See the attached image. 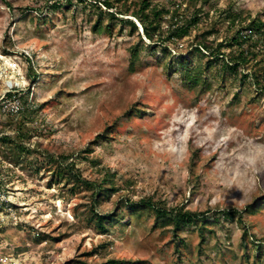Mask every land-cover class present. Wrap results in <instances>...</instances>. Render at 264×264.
Here are the masks:
<instances>
[{"label": "rangeland", "instance_id": "1", "mask_svg": "<svg viewBox=\"0 0 264 264\" xmlns=\"http://www.w3.org/2000/svg\"><path fill=\"white\" fill-rule=\"evenodd\" d=\"M84 1L59 0V9L50 10L51 0H0V78L18 84L20 95L28 93L32 113L20 126L19 116H0V138L14 140L21 150L17 161L16 152L9 155L10 164L0 156L2 185L21 208L18 224L0 228V264H68L99 245L104 248L88 260L264 264V205L254 216L242 215L244 240L237 217L215 216L207 222L204 244L199 231L189 227L180 234L177 254L168 229H155L145 212L126 217L106 235L77 221L72 208L80 204L79 216L87 208L50 181L54 165L46 157L67 156L83 179L102 178L104 171L98 175L81 151L115 122L111 138L100 140L88 158H100L116 187L134 201L149 198L165 208L185 204L191 211L215 213L243 210L264 195L263 93L240 77L221 78L215 71L204 74L206 85L190 90L176 65L181 59L205 63L190 50L204 32L213 33L209 39L216 42L229 35L217 20L230 5L242 18L264 21V0H151L180 14L174 20L179 25L193 10L202 11L188 36L161 44L168 46L165 52L145 38L133 18L134 35L127 28L120 33L114 20L108 35L109 19L97 21L99 11L90 6L97 3L104 13L102 0ZM136 45L138 62L130 72ZM28 66L36 74L34 84ZM0 90L2 95L3 86ZM0 150L10 151L9 144L0 141ZM37 232L57 240L36 242ZM255 241L263 251L257 260Z\"/></svg>", "mask_w": 264, "mask_h": 264}, {"label": "trees", "instance_id": "2", "mask_svg": "<svg viewBox=\"0 0 264 264\" xmlns=\"http://www.w3.org/2000/svg\"><path fill=\"white\" fill-rule=\"evenodd\" d=\"M50 10L59 9V0H51ZM65 3L70 5L73 0H64ZM80 3H84V0H78ZM101 5L105 8L106 12H102L99 9L97 3H90L91 7H94L98 12L97 21L105 15L109 19V24L105 26L104 30L108 35L112 33L113 20L119 24V32L121 33L124 28L128 29L129 35H134L137 32L135 23L138 22L139 26L145 36L153 44H172L173 41L181 40L188 36L189 30L196 27L201 19L202 11L200 9L193 10L188 16L184 17L185 23L175 22L174 20L179 17L178 13H169L165 6L157 3H152L151 0H138L131 5L129 0H102ZM231 5L229 10L222 11L219 14L217 22L220 25H227L228 36H225L221 42L210 40L209 37L213 34L210 32H204V34L197 35L195 39V45L190 50L192 53L198 55L199 58H204V64L192 63L188 59H181L177 62V66L181 76L182 84L190 89L197 90L199 86H204L208 82L204 78L205 73L215 71L221 78L226 74L240 77L241 82L247 81L248 84L255 86L264 95V21L261 18H254L252 20L242 18L240 14L233 11ZM114 10V11H113ZM168 17V18H167ZM133 18L136 20L134 23ZM167 25V30H162V25ZM95 29V26L93 27ZM217 34V32H214ZM166 45V44H165ZM161 45L163 51H167L168 46ZM129 71L133 72L135 64L138 62V46H133L130 50L129 57ZM248 66L250 68L247 70ZM166 67V65H164ZM27 77L32 76L31 84L35 83L36 74L28 66ZM22 105V111L18 115L21 120H17L16 123L20 126L27 119L28 113L32 114L27 109L28 93L22 95H15ZM11 97V95H9ZM139 112V111H138ZM129 115V113H128ZM142 115V112L139 113ZM116 127L114 122L108 125L104 130L96 135L94 139L88 142L84 150L81 151L83 159L88 161L90 165L95 168L98 175L103 172V177H97L93 180H86L81 177V174L76 171L74 163H68L67 156H60L54 158L53 156H46L49 165H54V168L50 172V181L53 184L61 185L60 190L69 192L71 196H76L81 201L83 206L87 208V214L79 216L81 206H74L72 208L73 216L77 221L83 222L86 226L92 228L99 235H106L110 232V228L116 225H124L130 215H139L145 212L147 215L153 217V227L155 229H168L170 232L171 240L176 248L175 252L180 254L179 247L182 244L180 234L193 227L199 231L200 245L205 242L204 231L207 228V222L210 218L220 216L226 221H232L237 217V222L243 227L241 238L244 240L247 237L248 232L242 221V215L254 216L258 213L259 208L264 205V195L258 197L257 200L248 204L243 210H237L235 208H223L215 210L206 209L202 211H191L185 208V204L175 206L171 208H165L161 203H156L149 198H141L137 201L132 200L131 195L127 192L116 187V183L113 182L114 174L104 170L101 166L100 158H88L94 153V146L100 140H108L111 138V131ZM3 143L9 144L10 151L0 150V156L2 159L10 164L12 162L9 155L12 152H16V161L21 156L19 145L11 139L0 138ZM195 154L191 155L189 169L193 168V160ZM9 161V162H8ZM1 174V173H0ZM128 187L131 186L127 183ZM3 186V185H2ZM110 203V208H105V205ZM36 242L47 241L54 242L57 240L53 238L51 234L46 232L36 233ZM261 242H252L254 247H257L259 254H256L255 260L259 255L262 256ZM104 245L94 247L91 251L76 256L74 259L67 262L68 264H133L125 260L108 259L101 263H95L92 260H88V257H92L97 254L99 249H103ZM258 255V256H257ZM245 258L248 257L245 255Z\"/></svg>", "mask_w": 264, "mask_h": 264}, {"label": "built area", "instance_id": "3", "mask_svg": "<svg viewBox=\"0 0 264 264\" xmlns=\"http://www.w3.org/2000/svg\"><path fill=\"white\" fill-rule=\"evenodd\" d=\"M3 86V94L0 95V116H18L22 111L20 100L15 96L22 92L18 84L13 80H5L0 78V87ZM1 93V90H0ZM11 95V97H9ZM13 197L9 190L2 186V178L0 175V228L9 225L18 224L19 217L17 208L13 203Z\"/></svg>", "mask_w": 264, "mask_h": 264}]
</instances>
